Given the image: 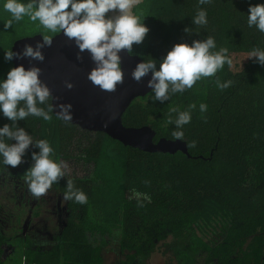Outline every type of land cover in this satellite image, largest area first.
Instances as JSON below:
<instances>
[{
  "label": "trees",
  "instance_id": "16d2710c",
  "mask_svg": "<svg viewBox=\"0 0 264 264\" xmlns=\"http://www.w3.org/2000/svg\"><path fill=\"white\" fill-rule=\"evenodd\" d=\"M3 3L0 0V80L13 67L3 53L16 40L58 33L28 16L3 31L11 19ZM249 4L264 0H212L204 5L198 0H138L132 8L149 29L129 52L141 61L152 58L159 67L173 45H191L207 36L215 39L216 50L226 48L232 60L231 66L225 63L215 76L170 94L164 103L151 91L134 98L121 116L124 127L150 128L153 142L174 141L175 126L167 123L170 107L185 110L196 104L180 139L190 157L180 151L123 146L52 112L49 120L29 115L17 121L34 141L48 140L55 161L68 164L65 177L50 187L52 194L63 199L71 179L88 201L81 205L63 200L62 225L47 239L36 231L7 232L0 219V264H22V258L23 264H153L155 256L162 258L159 264H173L166 259L169 254L186 264H264V66L248 59L254 48L264 50V33L248 27ZM198 8L207 10L204 26L192 24ZM216 79L232 84L220 90ZM200 103L207 105L203 117ZM4 124L12 122L0 115V126ZM33 151L39 149L30 145L24 163L16 168L0 163V179L24 173ZM134 191L150 200L137 198Z\"/></svg>",
  "mask_w": 264,
  "mask_h": 264
},
{
  "label": "clouds",
  "instance_id": "9594fccd",
  "mask_svg": "<svg viewBox=\"0 0 264 264\" xmlns=\"http://www.w3.org/2000/svg\"><path fill=\"white\" fill-rule=\"evenodd\" d=\"M137 2L138 0H28L24 3L22 0H4L3 9L11 14V19L3 24V31L12 27L13 21L28 16L31 21L38 20L49 32L63 33L69 40L74 41L79 53H88L94 64L87 75L92 85L101 91L113 92L123 83L121 50L131 52L133 45L142 43L149 31L132 11ZM211 2L212 0H198L201 5ZM207 23V10L198 8L192 24L204 26ZM247 25L250 28L255 26L259 32L264 33V4H249ZM185 31L188 32L189 29L186 28ZM51 43V39L44 36L35 46L25 43L19 52H4L3 58L6 62L27 58L42 62V49ZM216 48L212 36L193 40L191 45H173L159 61V67L152 58L142 60L131 72V77L139 83L150 73L151 78L146 86L151 89L150 93L156 101L164 103L169 100L170 94L183 93L203 77L215 76L225 63L231 66L232 60L227 54L228 50ZM81 58L78 54L77 59ZM251 58H255V63L264 66V50L254 48L248 53V59ZM40 74V68L32 66L26 69L21 64L11 67L6 78L0 80V115L12 122L11 125L0 126V163L16 168L24 163L23 157L30 145L39 149L38 152L31 153V166L21 176L29 194L35 197L44 195L53 183L64 178V170L68 168V164L65 161H55L48 140L34 141L24 128L17 125V121L24 120L29 115L49 120V113L54 112V108L59 109L56 112L58 119L65 122L72 119L71 104H48L51 99L50 89L40 80ZM215 84L218 89L223 90L228 88L232 81L221 82L216 79ZM66 87L71 89L73 85L67 83ZM196 109V104L188 105L185 110L170 107L167 123L175 126L172 135L177 140L183 139V126L191 122L192 112ZM198 110L203 117L207 105L200 103ZM5 138L15 143H6ZM195 144L196 142L192 141L193 147ZM66 188L63 200L81 205L87 203V195L75 188L71 179H67ZM133 195L137 198L143 195L145 200H150L147 194L134 191ZM24 259L26 258H22V264Z\"/></svg>",
  "mask_w": 264,
  "mask_h": 264
},
{
  "label": "water",
  "instance_id": "95a60500",
  "mask_svg": "<svg viewBox=\"0 0 264 264\" xmlns=\"http://www.w3.org/2000/svg\"><path fill=\"white\" fill-rule=\"evenodd\" d=\"M52 43L42 49L44 60L31 58L12 60L13 67L23 64L27 69L35 66L41 69L40 80L50 89V104H71L72 119L69 123L91 132H101L123 146L136 148L144 152L174 153L180 151L187 157L185 143L181 140L159 139L153 142L154 132L148 127L127 128L121 122V116L136 97L144 96L151 91L146 85L151 78L147 76L137 83L131 72L139 62L137 56L121 50V67L124 73L123 83L115 91H101L87 79L89 71L94 67L87 52L79 53L74 41L58 32L51 38ZM42 41L41 35L16 40L11 50L19 52L25 43L35 46ZM82 58L77 59V55ZM67 83L73 87L68 89ZM58 108L52 114L57 117Z\"/></svg>",
  "mask_w": 264,
  "mask_h": 264
},
{
  "label": "rangeland",
  "instance_id": "374dc122",
  "mask_svg": "<svg viewBox=\"0 0 264 264\" xmlns=\"http://www.w3.org/2000/svg\"><path fill=\"white\" fill-rule=\"evenodd\" d=\"M22 175L23 173L13 178L2 179L1 177L0 219L7 232L16 231V229L21 230L23 234L36 231L41 238L47 239L53 236L62 225L64 201L60 196L52 194L50 190L40 197L30 195L27 185L21 179ZM169 255L170 257L166 259L173 264L187 263L183 258ZM161 261L162 258L155 256L153 264H159Z\"/></svg>",
  "mask_w": 264,
  "mask_h": 264
},
{
  "label": "flooded vegetation",
  "instance_id": "af4514ba",
  "mask_svg": "<svg viewBox=\"0 0 264 264\" xmlns=\"http://www.w3.org/2000/svg\"><path fill=\"white\" fill-rule=\"evenodd\" d=\"M159 139H163V138H159ZM159 139H158V140H159ZM61 198H62V197H61Z\"/></svg>",
  "mask_w": 264,
  "mask_h": 264
}]
</instances>
